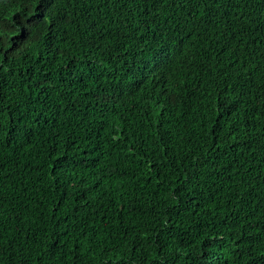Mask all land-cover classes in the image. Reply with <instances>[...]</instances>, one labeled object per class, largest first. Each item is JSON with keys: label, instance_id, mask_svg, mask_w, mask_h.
Returning a JSON list of instances; mask_svg holds the SVG:
<instances>
[{"label": "trees", "instance_id": "trees-1", "mask_svg": "<svg viewBox=\"0 0 264 264\" xmlns=\"http://www.w3.org/2000/svg\"><path fill=\"white\" fill-rule=\"evenodd\" d=\"M0 264H264V0H0Z\"/></svg>", "mask_w": 264, "mask_h": 264}]
</instances>
